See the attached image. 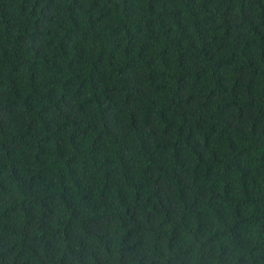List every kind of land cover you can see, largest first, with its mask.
<instances>
[{"label":"trees","instance_id":"obj_1","mask_svg":"<svg viewBox=\"0 0 264 264\" xmlns=\"http://www.w3.org/2000/svg\"><path fill=\"white\" fill-rule=\"evenodd\" d=\"M0 264H264V0H0Z\"/></svg>","mask_w":264,"mask_h":264}]
</instances>
